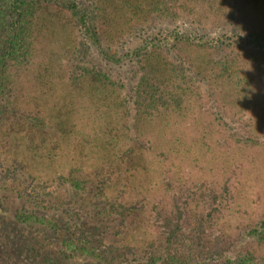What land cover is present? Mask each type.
I'll return each instance as SVG.
<instances>
[{
	"label": "trees",
	"instance_id": "obj_1",
	"mask_svg": "<svg viewBox=\"0 0 264 264\" xmlns=\"http://www.w3.org/2000/svg\"><path fill=\"white\" fill-rule=\"evenodd\" d=\"M199 1L88 0L82 7L81 0H0V95L6 93L5 109L13 111V126L0 125L7 137L0 141V186L19 198L17 220L55 233L49 251L44 255L35 252L41 257L40 264H62L75 256L109 262V252L128 240L126 231L117 236L114 229L123 223L129 226L135 208L131 202L147 199L150 188L141 177L123 178L120 166L132 151L126 141L149 139L143 124L176 112L181 103L175 74L167 72L166 62L160 61L161 39L151 33L140 35L136 42L131 39L153 19L190 16ZM203 2L211 12L220 8L219 0ZM63 19H72L107 63L119 65L126 57H137L138 79L128 97H121L123 85L109 72L85 65L59 81L63 92L46 93L44 104L21 90L28 87L24 76L30 74L35 77L32 87L37 93L42 84L51 86L52 79L46 81L40 70L48 65L54 50L47 49V60L40 59L38 35L57 43L56 54L67 58L66 46L74 36L54 31ZM171 37L177 43L182 40L174 30L163 39ZM258 40L264 41V33L255 38L237 37L235 43ZM125 42L131 50L121 54L118 45ZM3 115L0 111V119ZM256 130L261 133L257 126ZM4 148L10 152L4 154ZM129 182L135 183V193L126 195L123 187ZM76 197L80 202L73 207L71 200ZM209 197L215 201L218 194L212 191ZM152 208L164 228L147 243L152 247L149 264H218L217 243L203 229L205 222H212L210 218L199 219L194 212L184 223L182 209L175 202L152 203ZM81 213L99 220L92 232ZM245 245L235 258L222 264H264V253L256 252V247H264V218L247 229Z\"/></svg>",
	"mask_w": 264,
	"mask_h": 264
},
{
	"label": "rangeland",
	"instance_id": "obj_2",
	"mask_svg": "<svg viewBox=\"0 0 264 264\" xmlns=\"http://www.w3.org/2000/svg\"><path fill=\"white\" fill-rule=\"evenodd\" d=\"M203 1L190 16L151 20L131 39L136 42L148 33L161 39L160 61L166 62L167 72L175 74V91L181 103L176 112L143 124L149 139L132 137L126 141L132 151L120 166L123 178L141 177L144 186L150 188L147 199L131 202L135 208L129 226L123 223L114 229L117 236L126 231L128 240L109 252V262L75 256L62 264H149L152 247L147 243L164 228L159 213L151 209L152 203L175 202L182 209L184 223L194 212L199 219L210 218L212 222H205L203 229L217 243L218 264L241 253L247 229L264 218V41L235 43L237 37L255 38L264 33V0H219L220 8L213 12ZM81 2L82 7L88 5V0ZM64 19L54 31L74 36L66 46L67 58L56 54L57 43H50L42 33L38 35L40 59L47 60V49L54 50L48 65L40 70L46 81L52 79L51 86L42 84L41 93H37L32 87L35 77L30 74L24 76L29 80L28 87L21 90L44 104L46 93L54 89L63 92L59 81L85 65L109 72L123 85L121 97H128L138 79L137 57H126L119 65L107 63L89 45L77 24ZM173 30L182 37L178 43L172 37L163 39ZM118 50L122 54L131 47L125 42L118 45ZM44 79L40 77L41 82ZM5 104L6 93L0 95V111L5 113L0 125L13 126V111L5 109ZM256 126L260 134L253 131ZM6 139L0 129V141ZM6 152L10 151L4 148ZM135 186L134 182L127 183L125 194L135 193ZM212 191L218 194L215 201L209 197ZM71 201L75 207L80 199ZM19 204L16 195L0 186V264H40L41 257L35 252L44 255L49 251L48 243L56 241V235L37 224L17 220L14 214ZM81 214L92 232L99 220ZM256 252L264 253V247H256Z\"/></svg>",
	"mask_w": 264,
	"mask_h": 264
}]
</instances>
